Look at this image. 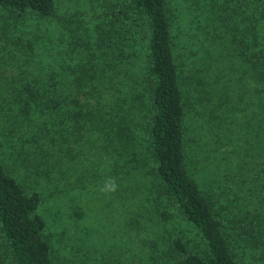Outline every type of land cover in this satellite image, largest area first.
<instances>
[{"label":"trees","instance_id":"obj_1","mask_svg":"<svg viewBox=\"0 0 264 264\" xmlns=\"http://www.w3.org/2000/svg\"><path fill=\"white\" fill-rule=\"evenodd\" d=\"M57 1L0 0V15L9 26L52 20ZM195 1L205 19L201 43L219 49L221 40L233 60L229 73L250 83L246 102L264 106V0ZM79 12L90 33L52 53L57 68L43 70L39 52L30 68L33 56L20 47L26 63L9 76L10 89L0 91V146L10 148L9 160L13 155L24 173L49 182L69 172L62 151L69 161L86 152L108 175L121 173L159 227L133 264H264V151L244 155L219 185L203 187L193 175L187 114L209 99L222 108L230 93L207 80L196 56L188 62L179 52L168 0H88ZM10 42L17 49L34 43L15 33ZM206 58L221 59L212 51ZM25 118L27 127L15 128ZM1 160L0 264H116L97 256L75 263L55 253L39 210L42 192Z\"/></svg>","mask_w":264,"mask_h":264},{"label":"rangeland","instance_id":"obj_2","mask_svg":"<svg viewBox=\"0 0 264 264\" xmlns=\"http://www.w3.org/2000/svg\"><path fill=\"white\" fill-rule=\"evenodd\" d=\"M87 3L88 0H58L57 13L52 20L31 17L10 26L6 17L0 15L1 94L10 89L9 76L18 74L17 65L26 63L25 51L20 47L27 48L33 56V61L27 60L26 63L30 68L37 67L38 52L45 61L43 70L45 67H58L52 53L57 54L59 47H67L74 37L90 33L86 16L79 12L85 11ZM168 3L179 52L184 57L188 56V62L196 56V62L206 70L207 80L215 79L217 88L225 84L230 93L229 103L222 108L213 106L216 104L213 99L205 100L203 104L192 107L186 119L189 167L203 187L219 185L220 181L231 179L244 155L256 152L257 148L264 151V119L261 118H264V106H257L256 99L252 98L246 102V96L251 97L246 92L250 83L242 74H239V82L236 73H229L233 60H230L227 49L221 50L225 44L220 40V48L217 49L210 47L207 41L201 43V23L205 21L201 4L195 0H168ZM13 33L19 37H29L34 43H21L17 49L10 42ZM211 51L219 54L221 59L210 63L206 56ZM217 77L229 81H219ZM27 125L26 118L18 119L15 128H26ZM5 126L11 127V124ZM13 134L16 135L15 132ZM14 147L18 148V145L15 143ZM9 149L6 145L0 146V158H4L6 164L10 162L8 169L23 184L36 186L43 194L39 210L47 219L46 232L53 242L55 253L67 254L75 263L80 259L91 261L90 258L97 256L116 264H133L144 254V242L159 227L154 226L156 220H149L147 212L139 205L143 203L141 197L124 183L126 180L121 173L116 177L108 175L105 165L97 164L98 160L86 154V149H82L85 153H79L74 161H69L68 152L62 151L59 157L62 162L68 161L65 166L70 167L69 172L49 182L45 178L36 179L24 173V168L13 162L11 153L9 160ZM109 177L115 178L119 188L105 195L100 188ZM254 251L260 255L259 249Z\"/></svg>","mask_w":264,"mask_h":264},{"label":"clouds","instance_id":"obj_3","mask_svg":"<svg viewBox=\"0 0 264 264\" xmlns=\"http://www.w3.org/2000/svg\"><path fill=\"white\" fill-rule=\"evenodd\" d=\"M119 188L118 183L116 182L115 178L109 177L105 180L104 184L100 188V191L105 195H110L111 193L117 191Z\"/></svg>","mask_w":264,"mask_h":264}]
</instances>
